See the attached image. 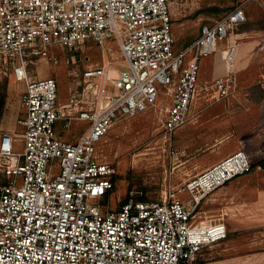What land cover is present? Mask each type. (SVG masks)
<instances>
[{"label": "built area", "instance_id": "built-area-1", "mask_svg": "<svg viewBox=\"0 0 264 264\" xmlns=\"http://www.w3.org/2000/svg\"><path fill=\"white\" fill-rule=\"evenodd\" d=\"M244 9L203 24L176 49L168 0H0V63L24 84L19 128L0 131V264H197L202 247L226 237L222 219L194 212L207 192L249 171L244 151L177 189L192 203L165 191L111 209L114 168L97 145L116 121L156 107L163 89L168 134L189 121L201 93H233L234 43L221 52L223 75L202 83L200 63L247 19ZM111 37L119 68L86 66L64 102L54 78L30 76L38 61L57 63L55 46L75 52Z\"/></svg>", "mask_w": 264, "mask_h": 264}, {"label": "rangeland", "instance_id": "rangeland-1", "mask_svg": "<svg viewBox=\"0 0 264 264\" xmlns=\"http://www.w3.org/2000/svg\"><path fill=\"white\" fill-rule=\"evenodd\" d=\"M168 4L176 49L197 38L203 24L223 17L229 9L245 8L247 19L200 63L202 83L223 75L221 52L234 43L235 90L217 100L201 93L189 121L172 134L161 125L168 103L163 97L166 89L156 107L112 124L97 145L101 159L114 168V188L105 205L118 209L129 197L155 200L165 191L192 203L186 192L177 189L214 162L244 151L249 171L200 196L195 220L222 219L227 235L202 247L197 264H264V0H168ZM52 50L57 63L38 61L29 73L35 79L54 78L62 102L86 66L116 70L122 59L114 37L102 44L88 42L75 52L58 46ZM23 86L0 63V90L5 93L0 131L19 128Z\"/></svg>", "mask_w": 264, "mask_h": 264}, {"label": "trees", "instance_id": "trees-1", "mask_svg": "<svg viewBox=\"0 0 264 264\" xmlns=\"http://www.w3.org/2000/svg\"><path fill=\"white\" fill-rule=\"evenodd\" d=\"M210 10V9H209ZM233 9H229L228 11H232ZM211 11V10H210ZM227 11V12H228ZM214 12V11H213ZM228 12V13H229ZM226 14V13H225ZM4 102H5V93L3 91L0 90V117L2 115V109H3V105H4ZM262 161H259L258 162V165H261Z\"/></svg>", "mask_w": 264, "mask_h": 264}, {"label": "bare ground", "instance_id": "bare-ground-1", "mask_svg": "<svg viewBox=\"0 0 264 264\" xmlns=\"http://www.w3.org/2000/svg\"><path fill=\"white\" fill-rule=\"evenodd\" d=\"M245 13V12H244ZM203 182L202 183H206L207 182V180L206 179H204V180H202ZM209 182V181H208Z\"/></svg>", "mask_w": 264, "mask_h": 264}, {"label": "crops", "instance_id": "crops-1", "mask_svg": "<svg viewBox=\"0 0 264 264\" xmlns=\"http://www.w3.org/2000/svg\"><path fill=\"white\" fill-rule=\"evenodd\" d=\"M214 163H215V162H214ZM211 165H212V164H211ZM211 165H210V166H211Z\"/></svg>", "mask_w": 264, "mask_h": 264}]
</instances>
